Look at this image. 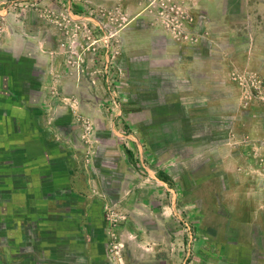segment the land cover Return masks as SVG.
<instances>
[{
  "label": "rangeland",
  "instance_id": "374dc122",
  "mask_svg": "<svg viewBox=\"0 0 264 264\" xmlns=\"http://www.w3.org/2000/svg\"><path fill=\"white\" fill-rule=\"evenodd\" d=\"M3 114L0 264H264V0H0Z\"/></svg>",
  "mask_w": 264,
  "mask_h": 264
},
{
  "label": "crops",
  "instance_id": "0c3cea01",
  "mask_svg": "<svg viewBox=\"0 0 264 264\" xmlns=\"http://www.w3.org/2000/svg\"><path fill=\"white\" fill-rule=\"evenodd\" d=\"M154 37H156V36L155 35L153 36L150 32H147V31H145V32H142V31L122 32L121 36H118V39L122 41V44H121L122 55L124 56L125 59L127 57L128 58L134 57L136 59L148 57L151 54V50H152L151 40ZM91 82L95 83L94 84L95 91L91 88V98H87L86 100L84 98H76L75 102H79V103L89 102L87 109L90 110L89 111L90 113L92 112V114H97L98 113V110L96 109L97 104L99 102L106 101V99L109 97H108L107 92L105 90V86H104L102 79H100L99 77H92ZM3 115L2 116L4 117V119H2V118H0V119H2V121H4L6 124H2L0 121V129H1V127L7 128V126H5V125L8 124L6 122V120L8 119V116H5V114H3ZM93 117H96V116H93ZM100 117H101V120L104 121V119H105L104 114H102ZM2 131H4V130L2 129ZM6 144H7V141L0 142V155H1L2 159H3V157H5V155H7L8 148H7ZM23 157H25L24 153L21 154L18 159L22 160V159H24ZM2 159H0L1 162H2ZM18 164L21 165V163H18ZM44 166H46V164H44ZM47 167H49V165ZM47 167H45V168H47ZM22 169L23 168H21V167L17 168L16 172L18 173L19 176H16V178H13V179H10V176L7 173H3L0 175V222L3 221L2 220L3 216H6V215L8 216L9 215L8 213H10V211H12L13 209L15 210V208L17 210H20V211L24 210L22 212L27 213L28 209H26V208L28 206V203L31 202V201L29 202L28 200H29V198H31V199L34 198L33 194H29L26 191V187H25L24 182L26 181L25 177H27V175L24 172V170L22 171ZM14 174H16V173H14ZM19 179H21V180H19ZM209 182H210L209 180L201 181V183L204 185L203 186L204 188L201 187L202 186L201 185L200 191L202 190V192H204L203 190L207 189L206 185ZM212 182H215V184L219 183L218 180H216L215 178H213ZM13 192H16V193H13ZM218 192L219 191L215 192V195L213 194V196L216 197ZM209 197L211 198V196H209ZM8 202L10 203L9 206H12L10 211L7 208L8 206L6 207V205H5ZM229 207H230V210H229L230 215L235 214L234 212L237 209H234L233 203H230ZM25 210H26V212H25ZM243 214H248V213L244 212V213H242V215ZM243 224H244V222H242L241 225H243ZM238 226L239 225H237V227H235L233 229L238 230V228H239ZM12 230L10 232L0 231V237H2L4 240L6 239L7 241H9L11 243V245L15 246V247H17L16 245L18 243L25 244V242L28 241V235H26L25 237L22 236L21 237L22 239L17 240V242H16V240L14 238H19V235L17 234V232H15V234L13 233L14 231H16V230H14V228ZM263 241H264V239H263ZM13 242H15L16 245H14ZM250 242H253V239H250L246 243V245ZM220 247L221 246H219V252L221 253L224 250L222 251ZM215 261L216 260H214L212 263L216 264ZM29 264H34V262H30Z\"/></svg>",
  "mask_w": 264,
  "mask_h": 264
},
{
  "label": "trees",
  "instance_id": "16d2710c",
  "mask_svg": "<svg viewBox=\"0 0 264 264\" xmlns=\"http://www.w3.org/2000/svg\"><path fill=\"white\" fill-rule=\"evenodd\" d=\"M0 121H1L2 124H6L4 121H2V119H0ZM1 129H3L4 131H6V127L5 128L1 127Z\"/></svg>",
  "mask_w": 264,
  "mask_h": 264
}]
</instances>
